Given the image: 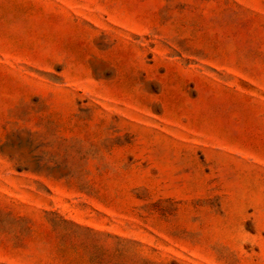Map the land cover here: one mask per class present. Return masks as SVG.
<instances>
[{
  "label": "rangeland",
  "instance_id": "1",
  "mask_svg": "<svg viewBox=\"0 0 264 264\" xmlns=\"http://www.w3.org/2000/svg\"><path fill=\"white\" fill-rule=\"evenodd\" d=\"M0 264H264V0H0Z\"/></svg>",
  "mask_w": 264,
  "mask_h": 264
}]
</instances>
